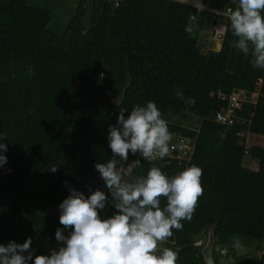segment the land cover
<instances>
[{
  "label": "trees",
  "instance_id": "trees-1",
  "mask_svg": "<svg viewBox=\"0 0 264 264\" xmlns=\"http://www.w3.org/2000/svg\"><path fill=\"white\" fill-rule=\"evenodd\" d=\"M235 6L210 1L219 11ZM91 7L93 28L86 30ZM209 15L170 0H79L64 32L56 34L50 29L53 11L29 0H0V142L8 147L0 152L7 156L0 167V244L32 238L36 255L58 250L59 205L69 189L85 196L99 189L111 200L95 169L113 156L109 127L121 109L127 117L134 105L154 101L169 131L193 141V153L182 164L130 153L127 164L139 161L132 174L146 175L153 164L169 177L192 165L203 169L198 207L164 248L179 249L178 264H206L199 251L184 248L204 240L216 225L217 264H264V246L250 258L234 255L232 246L235 236L264 245V69H253L251 55L231 46L236 38L230 24L221 50L203 54L197 27L188 29L193 16L202 27ZM261 78L258 100L242 105L240 120L231 127L214 121L226 108L220 94L253 92ZM188 98L195 103H186ZM180 118H197L200 125L186 127ZM242 132L251 140L239 137ZM248 156L253 162L245 167ZM115 212L109 204L100 215Z\"/></svg>",
  "mask_w": 264,
  "mask_h": 264
},
{
  "label": "clouds",
  "instance_id": "clouds-1",
  "mask_svg": "<svg viewBox=\"0 0 264 264\" xmlns=\"http://www.w3.org/2000/svg\"><path fill=\"white\" fill-rule=\"evenodd\" d=\"M231 3L236 6L222 13L236 38L231 46L246 58L251 55L253 69H264V0ZM220 30L226 29L221 26ZM176 94L183 99L182 91L177 89ZM186 103L195 101L188 98ZM172 138L154 101L134 105L127 117L121 109L117 124L109 127L108 147L113 156L107 163L95 164L111 200L99 189L85 196L70 188V195L59 205L63 228L55 233L62 246L50 255H36L32 238L23 244L10 241L0 244V264H178L179 249L165 247L161 251L159 245L173 236V230L183 229L182 221H191L204 193L203 169L192 165L169 177L153 164L146 175H133V163L139 161L127 164L130 153L150 162L164 159L175 148ZM7 150L0 142V152ZM5 164L7 156L0 154V167ZM162 199L166 200L164 206ZM109 204L116 212L102 219L100 212ZM64 229H70L68 235ZM234 247L242 245L235 241Z\"/></svg>",
  "mask_w": 264,
  "mask_h": 264
},
{
  "label": "built area",
  "instance_id": "built-area-1",
  "mask_svg": "<svg viewBox=\"0 0 264 264\" xmlns=\"http://www.w3.org/2000/svg\"><path fill=\"white\" fill-rule=\"evenodd\" d=\"M173 2H178L182 4H186L189 6H193L197 9H202L199 5L198 0H170ZM116 6H118V3H116ZM225 10L219 11V10H213L212 12L217 15L219 18V21L217 24L214 25L213 32L214 36L220 40L223 41L225 38L227 27L229 24L228 18L225 15H222V13ZM221 14H217V13ZM196 21V17L193 16L191 18V24H194ZM224 26L225 31H221L220 27ZM188 31H192L190 28ZM263 79H259V81L256 83V90L253 92H250L248 90H234L231 94L224 95L220 94L223 101L226 102V108L222 111H219L214 116V121L220 125L231 127L235 124L237 120H240L241 117L239 116V111L242 109V105L245 103L249 104H255L258 100V97L260 95V88L262 86ZM243 123L246 122V120L242 119ZM248 134L247 132H242L239 134V137L245 136ZM193 141L182 136H178L176 134H173V138L171 141L172 145H175V148L171 151V154L167 156L169 159L177 160L180 164L184 162H189L193 153ZM249 154V148L246 146L245 149V155ZM139 156V154H138ZM141 157V156H139ZM196 244H203V241L200 240L196 242Z\"/></svg>",
  "mask_w": 264,
  "mask_h": 264
},
{
  "label": "rangeland",
  "instance_id": "rangeland-1",
  "mask_svg": "<svg viewBox=\"0 0 264 264\" xmlns=\"http://www.w3.org/2000/svg\"><path fill=\"white\" fill-rule=\"evenodd\" d=\"M79 0H29V3L31 5H36V6H40L46 9H49L51 11H53V21L52 24L50 26V29L55 32L56 34H62L64 32V30L66 29L69 21L71 20L73 14H74V10L77 7ZM113 1V0H111ZM200 2V4H203L204 2H208V7H210V1L211 0H198ZM198 2V3H199ZM227 8V7H226ZM225 8V9H226ZM210 17V16H209ZM208 25H207V29L206 31L211 33L209 34V37H213L214 35L212 34V28H210V21L208 20ZM218 23V22H217ZM202 53L208 52L206 50H201ZM117 100L115 99V102ZM180 120L182 121L183 125L189 128H197L200 125V120H198L197 118H193L190 122L185 121V119L180 118ZM246 136L248 137V141L251 140L249 134H246ZM253 162V160L248 156L245 157L244 159V166L245 167H249L250 163ZM127 178V177H126ZM102 181V180H101ZM102 184V188H104L106 185L105 183L101 182ZM55 211H57V208L55 209ZM205 241V239L203 240ZM235 241H239V243L242 245V247L240 248H236L234 247V242ZM232 246L235 249L234 255L236 253L237 256L239 257H247L250 258L253 255H261L262 251L259 253L258 251H256V248H258L259 250H262V247L264 246L263 244L257 243V241L252 240L250 238L247 237H242V236H235L232 239ZM264 248V247H263ZM159 249L162 250L164 249V242L160 243L159 245ZM230 253L228 249L222 250L221 254L224 255L226 257V255L228 256V254ZM222 258H224L222 256ZM221 258V260H222ZM233 263V262H231ZM228 263V264H231Z\"/></svg>",
  "mask_w": 264,
  "mask_h": 264
},
{
  "label": "crops",
  "instance_id": "crops-1",
  "mask_svg": "<svg viewBox=\"0 0 264 264\" xmlns=\"http://www.w3.org/2000/svg\"><path fill=\"white\" fill-rule=\"evenodd\" d=\"M208 4H209V1L208 2H204L203 1V4H200L199 2V5L200 7L209 12L211 15L209 16H206L204 18V22H203V26L202 27H199L196 23H197V17H196V21L194 24L191 25V30L194 29V27H197L198 31H199V39H198V45L200 47L201 50H206L208 52L210 51H214V52H218L221 50L222 48V41L218 40L215 36L213 37H209V34L211 33L206 31V27L208 25V20L210 21V28H212V34L214 35V32H213V28H214V25L217 24L218 21L216 20V22H214V16L217 17V15L215 13H213L212 11L215 10V9H212L211 7H208ZM214 15V16H212ZM208 52H205L203 54H207ZM236 254V253H235ZM237 257V256H236ZM231 261V260H230ZM233 262V261H232ZM222 264H225V262L222 260Z\"/></svg>",
  "mask_w": 264,
  "mask_h": 264
},
{
  "label": "water",
  "instance_id": "water-1",
  "mask_svg": "<svg viewBox=\"0 0 264 264\" xmlns=\"http://www.w3.org/2000/svg\"><path fill=\"white\" fill-rule=\"evenodd\" d=\"M93 16H94V10L91 7L89 9L87 16L84 19V26L86 30H91L93 28ZM215 230H216V225L209 228L203 244L197 245L195 243V245H190L185 247L184 250H193V249L197 250L204 257L206 264H217L214 259V245L216 243Z\"/></svg>",
  "mask_w": 264,
  "mask_h": 264
}]
</instances>
